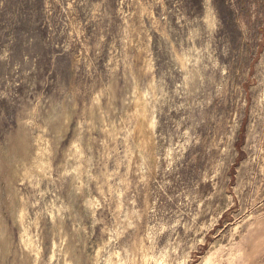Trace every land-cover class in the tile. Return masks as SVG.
<instances>
[{"label": "rangeland", "instance_id": "374dc122", "mask_svg": "<svg viewBox=\"0 0 264 264\" xmlns=\"http://www.w3.org/2000/svg\"><path fill=\"white\" fill-rule=\"evenodd\" d=\"M0 264H264V0H0Z\"/></svg>", "mask_w": 264, "mask_h": 264}]
</instances>
